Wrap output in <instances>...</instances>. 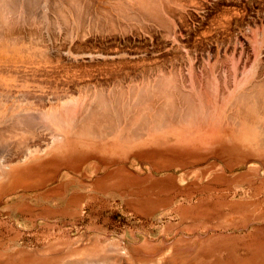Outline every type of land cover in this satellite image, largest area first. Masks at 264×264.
Returning a JSON list of instances; mask_svg holds the SVG:
<instances>
[{"label": "rangeland", "instance_id": "obj_1", "mask_svg": "<svg viewBox=\"0 0 264 264\" xmlns=\"http://www.w3.org/2000/svg\"><path fill=\"white\" fill-rule=\"evenodd\" d=\"M257 81L264 0H0V264H264V111L228 108ZM154 119L157 132L129 133ZM216 122L234 145L224 161L189 162ZM179 144L191 149L165 153ZM73 151L92 156L66 175L56 157ZM114 158L130 175L97 168ZM22 196L29 213H9Z\"/></svg>", "mask_w": 264, "mask_h": 264}, {"label": "bare ground", "instance_id": "obj_2", "mask_svg": "<svg viewBox=\"0 0 264 264\" xmlns=\"http://www.w3.org/2000/svg\"><path fill=\"white\" fill-rule=\"evenodd\" d=\"M73 2V1H72ZM77 3V2H76ZM11 6V5H10ZM72 11V10H71ZM77 26H78V24H77ZM10 44V43H9ZM259 62V61H258ZM231 75V74H230ZM255 76V75H254ZM145 77V76H144ZM243 77V76H242ZM230 78V77H229ZM170 79V78H169ZM233 79V78H232ZM145 80V79H144ZM162 80V79H161ZM239 80V79H238ZM243 80H244V78H243ZM229 81V80H228ZM231 81V80H230ZM254 81V80H253ZM161 82V81H160ZM258 82V81H257ZM256 82V83H257ZM262 81H260V83H261ZM231 82H229V84H230ZM243 83H244V81H243ZM256 83H254L255 85H251V88L249 89V91L248 92H241V93H238L237 94V96L236 97H232V99H233V101H232V103H230V104H228V108L230 107L231 108V114L233 113V115H235V114H237V115H241V113L243 114L245 111H244V108L243 109H241L242 108V106L244 105L243 103H251V106L250 105H246L245 107H246V110H247V112H245L246 114H250L252 117L254 116L253 115V112L252 111H254V112H256V113H262L263 111H264V83L263 84H259V82H258V84L256 85ZM169 84V83H168ZM198 84V83H197ZM241 84H242V82H241ZM240 84V85H241ZM154 85V84H153ZM224 85H225V83H224ZM2 86V85H1ZM9 86V85H8ZM13 86V85H12ZM132 86V85H131ZM130 86V87H131ZM144 86V85H143ZM194 86V85H193ZM199 86V85H198ZM227 86V85H226ZM225 86V87H226ZM255 86H257V87H255ZM190 87V86H189ZM188 87V88H189ZM220 87V86H219ZM224 87V86H223ZM38 88V87H37ZM41 88V87H40ZM133 88L135 89V87L133 86ZM143 88V87H142ZM195 88V87H194ZM193 88V89H194ZM201 88V87H200ZM210 88H211V90L212 91H214V89L212 88V85L210 86ZM227 88V87H226ZM229 88H231V87H229ZM83 89V88H82ZM121 89V88H120ZM131 89V88H130ZM148 89H150V88H148ZM180 89V88H179ZM112 90V89H111ZM123 90V89H122ZM155 90H157V89H155ZM162 90V89H161ZM190 90H191V87H190ZM195 90V89H194ZM199 90V89H198ZM238 90V89H237ZM247 90V89H246ZM83 91V90H82ZM141 91V90H140ZM143 91V90H142ZM149 91V90H148ZM178 91V90H177ZM184 91V90H183ZM200 91V90H199ZM208 91H210V90H208ZM216 91V90H215ZM215 91H214V93H215ZM230 91H231V89H230ZM243 91V90H242ZM115 92V91H114ZM121 92H123V91H121ZM132 92V91H131ZM134 92H135V90H134ZM180 91H178V93H179ZM202 92H204V90L202 91ZM224 92V91H223ZM2 93V92H1ZM7 93V92H6ZM99 93V92H98ZM112 93V92H111ZM140 93V92H139ZM143 93H145V92H143ZM172 93V92H171ZM194 93V92H193ZM220 93V92H219ZM62 94V93H61ZM101 94V93H100ZM134 94V93H133ZM181 94V93H180ZM196 94V93H195ZM206 94V93H205ZM213 94V93H212ZM226 94V93H225ZM22 95V94H21ZM159 95V94H158ZM190 95V94H189ZM194 95V94H193ZM197 95V94H196ZM218 95V94H217ZM220 96L222 95L223 96V93L222 94H219ZM96 96H97V94H96ZM102 96V95H101ZM118 96V95H117ZM120 96H122V95H120ZM139 96V95H138ZM169 96V95H168ZM185 96V95H184ZM187 96V95H186ZM185 96V97H186ZM199 96V95H198ZM197 96V97H198ZM202 96V95H201ZM212 96V95H211ZM59 97V96H58ZM167 97V96H166ZM191 97V96H190ZM205 97V96H204ZM224 97H225V95H224ZM61 98V97H60ZM148 98V97H147ZM187 98V97H186ZM88 99V98H87ZM103 99V98H102ZM142 99V98H141ZM168 99V98H167ZM169 99H171L170 97H169ZM199 99V98H198ZM203 99V98H202ZM209 99H211V98H209ZM212 99H215V97H213ZM223 99V98H222ZM93 100V99H92ZM180 100V102H181V100H182V98L181 99H179ZM186 100V99H185ZM188 100V99H187ZM207 100V99H206ZM219 100H221V99H217V102L219 101ZM141 101V100H140ZM203 101V100H202ZM209 101V100H208ZM212 100H210V103H206V106H207V108L204 106V108L205 109H207L206 111H209V113L207 112V114H209V115H207V117L208 116H210L211 114V112L213 113V107H212V109H211V112H210V108H211V106H213L212 105V102H211ZM223 101V100H222ZM222 101H221V103H220V105L222 104ZM90 102V101H89ZM165 102V101H164ZM197 102V101H196ZM216 102V105L218 106V103ZM2 103V102H1ZM20 103H22V102H20ZM136 103V102H135ZM146 103V102H145ZM13 104V103H12ZM82 104V103H81ZM83 104H84V102H83ZM197 104V103H196ZM207 104H211L210 105V107H209V105H207ZM132 106L134 105L133 103L131 104ZM164 105V104H163ZM176 105V104H175ZM192 105V104H191ZM74 106H75V104H74ZM73 106V107H74ZM166 106V105H165ZM168 106V105H167ZM194 106V105H193ZM193 106H191V107H193ZM197 106V105H196ZM216 106V107H217ZM222 106V105H221ZM224 106V105H223ZM89 107V106H88ZM124 107V106H123ZM127 107V106H126ZM200 107H201V105H200ZM215 107V106H214ZM218 107H220V106H218ZM37 108V107H36ZM62 108V107H61ZM75 108V107H74ZM118 108V107H117ZM134 108V107H133ZM193 108H195V107H193ZM192 108V109H193ZM198 108V107H197ZM227 108V107H226ZM227 108V109H228ZM38 109V108H37ZM124 109H126V108H124ZM171 109H172V107H171ZM23 110V109H22ZM61 110V109H60ZM196 108H195V112H196ZM200 110H202V108L200 109ZM249 110H252V111H249ZM73 112H76V111H74V110H72ZM80 111V110H79ZM188 111H190V110H188ZM217 111V110H216ZM28 112V111H27ZM69 112V111H68ZM185 113H186V115L188 116L189 114L191 115V111H190V113H188V112H186V111H184ZM197 112H199V111H197ZM22 113V112H21ZM72 113V112H71ZM244 113V114H245ZM54 114V113H53ZM72 114H74V113H72ZM194 114H196V113H194ZM231 114H229V115H231ZM18 115V114H17ZM185 115V116H186ZM52 116V115H51ZM50 116V117H51ZM54 116H56V114L54 115ZM69 116H70V114H69ZM186 116V117H187ZM206 116V115H205ZM232 116V115H231ZM231 116H230V118H229V116L227 117V119H231ZM244 116V115H243ZM250 116V117H251ZM42 117H44V115L42 116ZM42 117H41V119H42ZM63 117V116H62ZM191 117H193V115H191ZM199 117V116H198ZM207 117L205 118V120H203V121H205L204 123H202V126L201 127H203V126H205V123H206V121H207ZM247 117H249L248 115H247ZM47 118H49L48 116H47ZM181 118V117H180ZM60 120H61V118H59ZM63 119V118H62ZM70 119V122H71V120H72V116H71V118H69ZM74 119V118H73ZM187 119H190V118H187ZM211 119H212V117H211ZM216 119V118H215ZM233 119H235V118H233ZM249 118H246V120L247 121H249L248 120ZM181 120H184V119H182L181 118ZM194 120V119H193ZM217 120V119H216ZM252 120V119H251ZM262 120L263 119H261V120H259V118L258 119H256V121L254 122L255 124L256 123H260V122H262ZM41 121V120H40ZM42 121H43V119H42ZM61 121H63V120H61ZM80 121V120H79ZM125 120H124V118H119L118 119V125L117 124H115V125H117V127L119 128V127H122V125H124L126 122H124ZM230 122H228L229 123V125L230 124H233L234 123V121L233 120H229ZM238 121V120H237ZM19 122V123H18ZM45 122H48V123H57V122H55V121H51V122H49L48 120H46V121H44V123ZM73 122V121H72ZM181 122V121H180ZM187 122V121H186ZM195 123H196V120L194 121ZM239 122V121H238ZM0 123H2V122H0ZM3 123H5V121L3 122ZM185 123V122H184ZM188 123V122H187ZM186 123V124H187ZM240 123V122H239ZM238 123V124H239ZM31 124H32V122L29 120V118L28 117H25V118H23L21 121H17L16 123H13V125L11 126V130H10V136H9V139L8 140H12V141H15V139H16V141H18L17 142V144L19 143V140L21 139V142H22V138H17L18 136L14 133V129L16 130H18V128H21V126H22V132H24L25 134H20L19 133V131L17 132V131H15L16 133H19L21 136H26V139L29 137V128H30V126H31ZM42 124V123H41ZM63 124V123H62ZM89 124H92V123H89ZM103 124V123H102ZM128 124H131L130 122H128ZM150 124L151 125H149L148 127H147V130L145 129V132H143V127H141V125L138 127V128H134V130L133 129H131V128H129V133H137L138 135L139 134H146V136L147 135H149V133H153V132H157L159 129H161L162 128V126H160V125H158L159 123H157L156 122V120L154 119V121H151L150 122ZM182 124V126H184L183 125V122L181 123ZM194 124V123H193ZM55 125V124H54ZM57 126L59 125L58 123L56 124ZM55 125V126H56ZM70 125H71V123H70ZM88 125V124H87ZM195 125V124H194ZM216 125V126H215ZM237 125V122L235 123V126ZM129 126V125H128ZM127 125L125 126V127H128ZM131 126V125H130ZM163 126H165V125H163ZM237 126H240V125H237ZM258 126V125H257ZM132 127V126H131ZM216 127V128H215ZM217 127H219V128H217ZM68 128V127H67ZM74 128V127H73ZM164 128V127H163ZM258 128H260V126L258 127ZM49 129H51V128H49ZM177 130H180V129H178V128H176ZM185 129V128H184ZM240 129V128H239ZM5 130V129H4ZM53 130V129H52ZM141 131V132H139L138 133V131ZM211 130V134H210V137H212V140H209L208 141V143L206 142L204 145H202L203 147H206L208 144H209V146L207 147V148H204L205 149V151H200L199 149L201 148H197L198 149V151H200L199 152V154L197 153V154H193V153H196V151L195 152H191V153H185V154H189L188 155V157H189V162H194L195 164H198L199 162H201V160H203V158H213V159H219V160H223V158L225 157V155H223V158H222V156H221V152L222 151H224V150H226V148H228V150H230V148L232 147V146H234V145H232V146H225L224 144H223V142H222V140L220 139V136L218 137V135L216 136V134H215V132H217V131H221V129H220V123H218V122H216V123H214V125H213V129H210ZM209 130V131H210ZM235 130H237L236 128H235ZM114 131H115V129H114ZM208 131V132H209ZM3 133V131H0V133ZM49 132V131H48ZM53 132L54 131H52V134H53ZM143 132V133H142ZM28 133V134H27ZM219 133V132H218ZM5 134V133H4ZM54 134H55V132H54ZM53 134V135H54ZM137 134H135L134 135V137H136V135ZM227 134V133H226ZM34 135V134H33ZM32 135V136H33ZM57 135V134H56ZM68 135H70V134H68ZM132 135V134H131ZM170 135V134H169ZM58 136H61V135H58ZM146 136H142L143 137V140L144 141H146L148 138H149V136H148V138L146 137ZM224 136L226 137V135L224 134ZM0 137H2V136H0ZM147 139H146V138ZM158 137V136H157ZM231 137V136H230ZM11 138H13V139H11ZM54 138V137H53ZM59 138V137H58ZM62 137H60V139H61ZM118 137H115V139H117ZM17 139H19V140H17ZM29 139V138H28ZM53 140V139H52ZM62 140V139H61ZM156 141L157 140H159L162 144L161 145H166V144H169L170 143V141H172L171 140V138L166 134V135H164L163 134V136L160 138V137H158L157 139H155ZM24 141H26V140H24ZM23 141V142H24ZM156 141H154V142H156ZM143 142V141H142ZM148 143H150L151 141L149 140V141H147ZM9 143V142H8ZM25 144H26V142H24ZM230 143V142H229ZM4 143L0 140V145H3ZM20 145H21V143H19ZM18 144V145H19ZM23 144V143H22ZM8 145V144H7ZM142 145V144H141ZM17 146V145H16ZM139 146V145H138ZM136 147L137 149H140L139 147ZM144 146H146V145H144ZM1 147V146H0ZM15 147V146H14ZM63 147V146H62ZM202 147V148H203ZM2 149H3V146L1 147ZM18 148V147H17ZM166 149H164V151H165V153H167V152H171L172 154H174V155H180V153H182V150L183 149H191V147H186V146H184L183 144H179V145H172V146H167V147H165ZM2 149H0V151L2 150ZM58 149V148H57ZM56 149V150H57ZM142 150H144V149H141V150H138V151H132V156H133V158H140V157H142V159H145V160H148V161H150L151 159H153V158H155L156 157V155H157V152H158V150H163V148H160V147H152V148H148V149H146V150H148L147 152L146 151H142ZM122 151V150H121ZM197 151V152H198ZM74 153V152H73ZM76 154V153H75ZM183 154V153H182ZM173 155V156H174ZM71 156V155H70ZM82 157H80V158H82V159H85V158H87V157H90V156H92V154H87V153H82V155H81ZM136 156V157H135ZM175 156V157H176ZM23 157V156H22ZM76 157V156H75ZM130 157V156H129ZM58 158V157H57ZM60 158V157H59ZM63 158V157H62ZM65 158V157H64ZM68 158V157H67ZM76 158H78V157H76ZM92 158V157H91ZM124 158H126V157H124ZM124 158H114V159H117V160H114V159H112L113 161H110V160H108V159H102L101 161H99V160H97V164L99 165V166H97V168H102V167H104V168H109L110 166H117L116 167V169H115V171L114 172H109V173H107V174H104V175H130V174H128L126 171V173L125 172H123L122 171V164L124 163L123 162V159ZM141 159V158H140ZM77 160L78 159H74V157L73 158H69V159H63V160H60L58 163H60L61 165H63L64 167H65V170L66 171H68V172H70L71 174L72 173H74L75 171H76V168H77ZM86 160V159H85ZM96 161V160H95ZM143 161V160H142ZM224 161V160H223ZM9 162V161H8ZM140 165V164H139ZM2 166V165H1ZM226 167V169H231V166L230 167H228V166H225ZM7 168V167H6ZM170 168V167H169ZM222 180V179H221Z\"/></svg>", "mask_w": 264, "mask_h": 264}, {"label": "crops", "instance_id": "obj_3", "mask_svg": "<svg viewBox=\"0 0 264 264\" xmlns=\"http://www.w3.org/2000/svg\"><path fill=\"white\" fill-rule=\"evenodd\" d=\"M58 148V147H57ZM59 148H63V147H59ZM57 150H60V149H57ZM54 151H56V149L54 150ZM74 152V153H73ZM73 152H70L69 154H64L63 156H61V158H57L58 159V162L60 161V160H63V159H71V158H73L74 157V159H78L77 160V166L79 165H81L82 163H81V161L82 160H84V159H82V158H80V157H82L81 155H82V152L81 153H78V152H75V151H73ZM76 153V154H75ZM71 155V156H70ZM78 157V158H76V157ZM63 157V158H62ZM65 157V158H64ZM68 157V158H67ZM57 162V163H58ZM83 162H85V161H83ZM94 164V163H93ZM95 169H97L96 167H94ZM77 169H78V167H77ZM77 169H76V171H77ZM76 171L73 173V175H75V173H76ZM107 173H109V172H107ZM107 173H105V174H107ZM111 173V172H110ZM66 175H71V173L70 172H66ZM8 176V175H7ZM11 176V175H10ZM153 180L154 181H156V179H154L153 178ZM160 182V181H159ZM155 183V182H154ZM41 183H39V187L41 186L40 185ZM7 184H3V183H0V195H2V194H4V193H6V192H8L9 190H10V188L11 187H8V186H6ZM66 187H67V185H66ZM154 191V190H153ZM160 194H158V196H159ZM37 197H43L42 195H38ZM155 198V194H153V207L155 208V205H156V203L157 204H159L160 203V199L156 202V200L154 199ZM27 199H28V197H25V196H22V197H20L19 199H17L16 200V202H15V204L13 205V207H12V211L11 212H9V213H12V212H18V211H15L16 210V208L17 207H19L21 210H23L26 214L27 213H29V203H26L27 202ZM66 201H63V203H65ZM25 203V204H24ZM71 203V202H70ZM141 203H143V204H146V202L144 201V202H141ZM149 203V202H148ZM160 207V206H159ZM135 210H137V211H139V212H144V211H141V210H139V209H135Z\"/></svg>", "mask_w": 264, "mask_h": 264}]
</instances>
